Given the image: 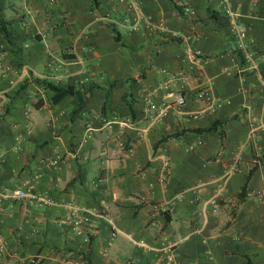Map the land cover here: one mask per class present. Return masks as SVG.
<instances>
[{"label":"crops","instance_id":"obj_1","mask_svg":"<svg viewBox=\"0 0 264 264\" xmlns=\"http://www.w3.org/2000/svg\"><path fill=\"white\" fill-rule=\"evenodd\" d=\"M135 1L0 0V264H264V0Z\"/></svg>","mask_w":264,"mask_h":264},{"label":"built area","instance_id":"obj_2","mask_svg":"<svg viewBox=\"0 0 264 264\" xmlns=\"http://www.w3.org/2000/svg\"><path fill=\"white\" fill-rule=\"evenodd\" d=\"M118 1H122V0H118ZM224 1H227V0H224ZM128 3H129V6L131 8H137V2L135 0H128ZM225 13L227 16L232 17L233 15V11L230 10L228 7L225 8ZM230 24L231 26L234 28L235 27V24L232 22V20L230 21ZM132 27H134V25H132ZM173 36H176L175 38H179L180 39H184L186 40L185 42H187L189 36L187 35H182L180 33H177V32H172L171 33ZM185 51L186 53L188 54H191V55H195L196 53H198V51H194L193 49H191L188 45L185 47ZM200 94H202L204 96V99L206 100V104L208 107L210 108H213V107H216V106H219L220 105V100L217 99V98H214L212 97L211 95L208 94L207 91H202L200 92ZM176 102L177 104H181L183 103V96L182 95H178L177 96V99H176ZM163 175V170L162 172L160 173L159 175V180H162V176ZM9 195H11L12 197H16V198H33L35 197V194L33 192H31L30 190L28 189H24V188H15V189H12L8 192ZM77 220L80 221V218H78ZM75 221V220H74ZM73 221V222H74ZM76 222V221H75Z\"/></svg>","mask_w":264,"mask_h":264},{"label":"trees","instance_id":"obj_3","mask_svg":"<svg viewBox=\"0 0 264 264\" xmlns=\"http://www.w3.org/2000/svg\"><path fill=\"white\" fill-rule=\"evenodd\" d=\"M114 38L117 39V36H115V34H114ZM42 83L45 86H47L48 88L53 89V91H54L53 94H52V99L53 100H56V99L60 98L61 96L65 95L66 93L72 92V87L70 85H68V84L65 85V86H57V85H55V84H53L52 82H49V81H43ZM127 106H128V109L131 110L129 103L127 104ZM216 121L217 120L214 119L211 122L210 126L207 127V129H211L213 127V124ZM202 129H204V128H195L196 131L202 130ZM181 130H183V128ZM220 134H221V132H220ZM170 135H172V134H170Z\"/></svg>","mask_w":264,"mask_h":264}]
</instances>
